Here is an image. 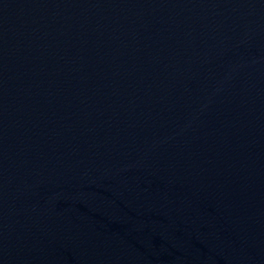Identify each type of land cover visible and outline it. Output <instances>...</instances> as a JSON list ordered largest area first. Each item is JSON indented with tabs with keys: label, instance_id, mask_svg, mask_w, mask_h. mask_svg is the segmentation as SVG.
Wrapping results in <instances>:
<instances>
[{
	"label": "water",
	"instance_id": "water-1",
	"mask_svg": "<svg viewBox=\"0 0 264 264\" xmlns=\"http://www.w3.org/2000/svg\"><path fill=\"white\" fill-rule=\"evenodd\" d=\"M0 264H264V0H0Z\"/></svg>",
	"mask_w": 264,
	"mask_h": 264
}]
</instances>
